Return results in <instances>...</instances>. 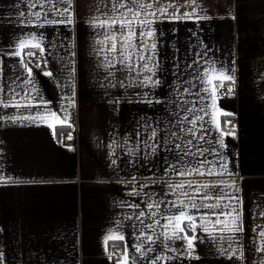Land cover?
Wrapping results in <instances>:
<instances>
[{
	"label": "crops",
	"instance_id": "crops-1",
	"mask_svg": "<svg viewBox=\"0 0 264 264\" xmlns=\"http://www.w3.org/2000/svg\"><path fill=\"white\" fill-rule=\"evenodd\" d=\"M31 2L0 0V88L5 89L0 91V100L11 101L13 88L24 95L17 87L20 81H12L28 74L18 57L7 55L21 40L26 45L22 54L39 49L46 58V64L39 63L41 67L30 66L33 84L28 87L35 88L32 95L38 94L40 106L6 108L0 103V176L13 178L0 183V264H115L117 257L109 256L115 249L122 255L125 243L129 246V264H151L135 252L141 229L128 217L167 192L168 182L182 180L225 182L224 190L239 198L245 231L238 234L239 240L232 247L242 246L244 258H230V252L222 253L218 243L205 237L196 242L192 256L169 251L176 259L159 264H260L264 252L256 251L261 241L252 229L258 232V225H264V0H196L192 19L154 23L158 44L155 59L159 63L154 79L160 81L156 87L141 86L143 74L133 83L134 73L121 74L116 69H111L115 76L105 79L102 56L94 51L98 47L94 42L100 37L89 22L106 19L101 13L111 14L113 0H72L71 25L46 24V18L65 17L49 12L46 2L43 10L39 5L29 7ZM175 2L161 0V4ZM65 6L57 5L61 10ZM35 11H41L39 18L30 15ZM185 11L192 9L182 6L180 12ZM20 12L25 15L20 16ZM196 16L210 19L197 20ZM33 34L36 39L31 38ZM197 54L203 58L188 69V64L199 59ZM213 63L217 69L230 70L228 74L234 75L235 82L224 81L216 93L215 109L210 111L215 112L225 132L234 130L235 134L223 136L221 146L215 143L220 133L209 125L213 143L204 146L222 154L230 174H218L217 169L213 175L177 176L168 165L176 162L174 143L180 141L170 135L176 129L165 128L174 119L170 113L175 111L172 101L177 98L176 86L188 87L184 80H191L196 71ZM118 79H123L124 85L111 86ZM148 99L161 102L149 104L145 102ZM43 102L48 103L45 106ZM204 103L212 104V100ZM54 111L63 112L61 120L68 116L70 126L60 124L51 115ZM37 115L41 118L27 119ZM149 125L157 128V140L149 139ZM75 128L79 143L67 145L63 134H73ZM208 158L221 162L216 153ZM231 181L236 182L238 192L227 187ZM163 198L176 197L170 193ZM133 204L140 208H130ZM208 227L212 230L213 225ZM145 231L152 235L151 230ZM160 231L157 228V234ZM197 234L202 235L199 228ZM121 235L125 240L105 243L106 237ZM180 243L176 241L170 248ZM161 254L158 248L148 255Z\"/></svg>",
	"mask_w": 264,
	"mask_h": 264
},
{
	"label": "snow or ice",
	"instance_id": "snow-or-ice-1",
	"mask_svg": "<svg viewBox=\"0 0 264 264\" xmlns=\"http://www.w3.org/2000/svg\"><path fill=\"white\" fill-rule=\"evenodd\" d=\"M49 5L48 11H56L57 17H65L64 19L52 18L45 19V23L48 25L67 24L73 23L72 13L70 11L72 0H33L28 6L36 8L38 5L43 10L44 3ZM59 4L66 5L62 10L57 7ZM182 6H188L192 11L180 12ZM175 7L174 12H170L169 9ZM196 10V0H176L175 3L161 4V0H113L109 14L107 11H103L101 14L106 16V19L94 18L89 22L90 27L93 28L94 34L98 37L94 43L98 47L94 49L98 56H102L101 65L106 70L105 79L115 76V72L111 69H116L121 74L127 72L129 74H135L132 77V82L136 83V77L143 74L139 84L144 87H156L160 84L158 79H154L156 71L158 70L159 63L155 57L158 56L156 52L158 44L157 32L152 27L154 23L161 19L168 20H183L192 19ZM179 13V14H177ZM20 16H24V12L19 13ZM37 18L41 16V11H35L30 13ZM47 17V13H45ZM148 17H152L149 19ZM197 20L210 19L208 16H196ZM23 23V21H22ZM32 39H36L35 34L32 35ZM151 41V42H150ZM26 45L21 40L16 50L7 53V55L18 57L19 65L26 70L28 76L21 79L17 76L12 81L21 89L24 95L17 92L15 88L11 89L13 96L11 101L3 103L4 107H16V108H35L41 105V101L38 99V94L33 96L32 93L35 88L28 87L33 84V68L30 67V61L25 60V56H32V52H26L22 54V50ZM39 47V44L35 45ZM43 51V50H42ZM74 55V53H73ZM199 59L194 60L191 64L187 65L188 69H192L194 65L199 64L203 58V54H197ZM207 63V61H205ZM46 64V61H45ZM117 65H120L117 68ZM36 68L41 67L39 63L35 65ZM230 70H225L222 67L217 69L213 63L210 67H204L200 71H196L191 80H184L182 83L188 85V87L181 88L180 84L176 86V99L172 101L175 111L170 113L174 118L169 121L168 125L176 129L171 131L170 135L179 143H174V149L176 150V162L169 164L168 168L177 176L185 177L191 175H213L217 174H230L228 173L227 163L223 161L222 154H219L216 149L212 147H205V144L211 145L213 140L211 138L212 127L214 125L220 136L216 138L215 143L223 146V136L234 135V130L231 132H225L219 124L216 118L215 112L210 109H215L216 93L219 88L224 87V81H229L232 84L235 82L234 75L228 74ZM211 73H217L216 76L210 75ZM45 76H51V72H43ZM71 75V74H70ZM218 83H213V81ZM193 81H196L195 83ZM119 84L124 85L123 79H118L111 86L115 87ZM203 85L202 87H198ZM211 86V87H209ZM232 87L228 88L229 92H232ZM0 91H5L4 88H0ZM203 93V95H202ZM185 95L192 97V99H185ZM206 99H211L212 104H205ZM37 101L33 104L32 101ZM21 101H27L22 103ZM146 103H160L161 101H153L148 99ZM48 102H43L46 106ZM74 103V101H70ZM66 111V110H65ZM53 117L59 120L60 124H69L68 116H64V119H60L63 112H51ZM41 118L39 115L27 117V119L36 120ZM159 123V122H158ZM230 123V122H226ZM149 127H151L149 125ZM234 129V126H233ZM140 135L139 132L136 133ZM158 131L157 128L151 127V135L149 139L157 140ZM71 139V135L68 136ZM146 143V142H145ZM155 151V148H153ZM216 153L220 156V163L215 160H210L208 157ZM190 158V159H188ZM115 163V161H113ZM167 172V170H166ZM12 177L0 176V183H8L12 180ZM225 182H219L218 184H197L192 180H182L180 182H168V191L163 193L160 198L152 202H146L145 210H141L134 213V217L130 216L128 219H135L138 223L134 227H139L141 230L136 237L138 243L134 246L135 252L139 253L144 259H149L151 264H159L160 261H172L176 257L169 255V251H176L178 254L185 256H192L196 242L210 238L214 243H218L220 251L230 252V258L243 259L244 254L242 246L240 249H234L232 243L239 240V233L245 231L243 222L240 217L239 198L230 192L224 190ZM227 187L239 191L236 188V182L231 181L227 183ZM186 189H191L188 191ZM174 194V200H165L163 197L169 194ZM130 208L139 209V204L129 205ZM227 209V211H226ZM193 210L195 214L193 213ZM168 214L165 215L164 213ZM264 215V214H262ZM160 217V218H157ZM215 217L213 220L212 218ZM161 219L166 221L161 223ZM197 219L199 223H197ZM213 225L212 230L208 225ZM157 228L162 229L157 234ZM197 228L201 230V234H197ZM260 229H252L257 233L261 244L256 248L257 252H264V225H258ZM151 230L152 235H149L145 231ZM192 234L189 235L188 233ZM125 240L123 235L119 237L108 236L105 243L112 239ZM159 241V243H158ZM176 241L181 242L179 246L172 249L170 245ZM224 243H227L228 247H224ZM145 244L149 245L145 247ZM156 245V248L151 247ZM128 244L123 245L124 251L120 259L115 260V264H129L130 253L128 251ZM161 250V255L151 257L148 254L156 252L157 249ZM237 251L240 252V256L236 257ZM115 254H110L109 258L114 259ZM2 257V253H0ZM133 261L136 260L135 256H132ZM260 264H264V259L260 261Z\"/></svg>",
	"mask_w": 264,
	"mask_h": 264
},
{
	"label": "built area",
	"instance_id": "built-area-1",
	"mask_svg": "<svg viewBox=\"0 0 264 264\" xmlns=\"http://www.w3.org/2000/svg\"><path fill=\"white\" fill-rule=\"evenodd\" d=\"M28 52H32L33 55L32 56H26V61H30V65L29 66H35L37 63H44L46 61L45 55L43 53L42 50L39 49H30L28 50ZM232 124H228L227 127H230ZM71 135V139L68 138L69 134L68 133H64L63 137H62V141L64 143H66L67 145H73V146H77L79 143V132L77 130V128H75V132ZM113 253L115 254V257H117V259L121 258V254L119 252V249H115L113 251Z\"/></svg>",
	"mask_w": 264,
	"mask_h": 264
}]
</instances>
